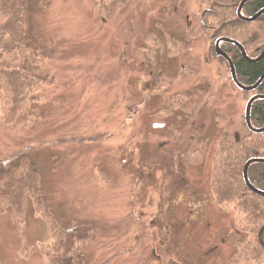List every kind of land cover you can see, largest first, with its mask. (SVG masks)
Segmentation results:
<instances>
[{
    "label": "rangeland",
    "instance_id": "1",
    "mask_svg": "<svg viewBox=\"0 0 264 264\" xmlns=\"http://www.w3.org/2000/svg\"><path fill=\"white\" fill-rule=\"evenodd\" d=\"M198 2L125 0L107 18L93 0H51L34 16L58 50L57 88L42 119L24 132L0 131V157L34 148L46 188L58 192V218L97 230L87 264H248L233 258L243 235L232 209L211 200L210 176L226 131L244 135L254 94L237 89L226 63L208 53L219 38L197 30ZM195 75L209 88L202 105L168 108ZM17 222L0 221V262L46 264L47 224L32 210L20 230Z\"/></svg>",
    "mask_w": 264,
    "mask_h": 264
},
{
    "label": "trees",
    "instance_id": "2",
    "mask_svg": "<svg viewBox=\"0 0 264 264\" xmlns=\"http://www.w3.org/2000/svg\"><path fill=\"white\" fill-rule=\"evenodd\" d=\"M124 1L109 0L105 5L104 0H93V4L97 11H104L105 17L111 18ZM198 1L202 23L195 18L197 30L207 33L211 43L215 38L239 43L247 58L229 43H223L221 50L230 58L238 82L246 87L256 85L264 75V56L257 59L264 48V14L254 22H244L237 17L242 0ZM50 4L51 0H0L1 132H24V127L42 119V105L57 88L59 77L54 57L58 50L38 32L34 22L35 14L49 8ZM263 9L264 0H249L242 11L250 18ZM182 41L185 42L168 39L173 45H180ZM208 53L215 57L212 45ZM198 80L195 75L191 82L188 80L173 93L166 101L168 108L197 110L209 92ZM250 93L264 96V79ZM250 122L255 129L264 128V100L252 104ZM244 129L241 139L227 130L219 140L212 157L211 200L218 207L230 208L235 213V229L243 239L233 258L243 263L260 264L264 261V198L248 190L243 168L249 160L264 157V134L252 133L245 122ZM33 149L29 144L21 145L0 157V221L12 217L18 221L20 230L27 211L32 210L47 224L46 238L41 246L46 264H87L86 250L95 244L97 230L94 225L83 227L77 221L62 222L58 218L51 202V197L58 192L46 188L47 178L32 155ZM247 178L252 187L264 192V164L250 165Z\"/></svg>",
    "mask_w": 264,
    "mask_h": 264
},
{
    "label": "water",
    "instance_id": "3",
    "mask_svg": "<svg viewBox=\"0 0 264 264\" xmlns=\"http://www.w3.org/2000/svg\"><path fill=\"white\" fill-rule=\"evenodd\" d=\"M249 0H242V2L240 3V5L238 6L237 8V17L244 21V22H254L256 21L260 16H262L264 14V9L261 10L260 12H258L257 14H255L254 16L250 17V18H246L243 16L242 14V9H243V6L248 2ZM222 43H229V44H232L234 45L235 47H237L242 56L244 58H247L243 48L241 47V45L233 40H230V39H218L215 43V52H216V55L217 57L219 58H223L227 61V65L229 67V73H230V78H231V82L236 86L237 89H239L240 91L242 92H245V93H248V92H251V91H254L257 89V87L259 86V84L262 82V80L264 79V75L262 76V78L260 79V81L254 85V86H251V87H246L244 85H241L237 78H236V74H235V69H234V66L231 62V60L225 55V53L221 50L220 48V44ZM264 56V51L262 53V55L258 58H262ZM257 100H264V96H261V95H255L253 97H251L247 104H246V107H245V112H244V120H245V124H246V127L248 128L249 131H251L252 133H255V134H263L264 133V128L263 129H255L252 127L251 125V122H250V111H251V106L252 104L257 101ZM153 128H163V125H154ZM254 163H262L264 164V159L263 158H255V159H251L249 160L245 165H244V168H243V180L245 182V185L246 187L248 188V190L250 192H252L253 194L261 197V198H264V192H261L257 189H255L254 187H252L250 184H249V181H248V178H247V171H248V168L250 165L254 164Z\"/></svg>",
    "mask_w": 264,
    "mask_h": 264
},
{
    "label": "bare ground",
    "instance_id": "4",
    "mask_svg": "<svg viewBox=\"0 0 264 264\" xmlns=\"http://www.w3.org/2000/svg\"><path fill=\"white\" fill-rule=\"evenodd\" d=\"M242 2V1H241ZM240 2V3H241ZM240 5V4H239ZM243 12V11H242ZM220 48H221V46H220ZM263 51H264V48H263V50H262V52H261V54L259 55V57L262 55V53H263ZM245 52V51H244ZM246 54V53H245ZM225 55H226V53H225ZM227 56V55H226ZM228 57V56H227ZM258 57V58H259ZM229 58V57H228ZM257 58V59H258ZM230 59V58H229ZM226 64H228L227 63V61L225 60V59H222ZM227 67H228V65H227ZM228 69H229V67H228ZM230 74V73H229ZM234 85V84H233ZM235 86V85H234ZM236 87V86H235ZM252 92V91H251ZM248 93H250V92H248ZM255 96V95H254ZM253 97V96H252ZM244 122H245V120H244ZM155 125H163V124H155ZM246 125V124H245ZM163 128H164V125H163ZM156 129H162V128H156ZM260 129H263V128H260ZM255 134V133H254ZM264 134V133H263Z\"/></svg>",
    "mask_w": 264,
    "mask_h": 264
},
{
    "label": "flooded vegetation",
    "instance_id": "5",
    "mask_svg": "<svg viewBox=\"0 0 264 264\" xmlns=\"http://www.w3.org/2000/svg\"><path fill=\"white\" fill-rule=\"evenodd\" d=\"M201 23H202V17H201ZM219 39H225V38H219ZM215 43H216V42H215ZM213 48H214L215 57H216V58H219V57H217L216 52H215V45L213 46ZM220 59H221V58H220ZM222 59H223V58H222ZM222 59H221V60H222ZM140 86H141V85H140ZM140 88H141V87H140Z\"/></svg>",
    "mask_w": 264,
    "mask_h": 264
}]
</instances>
